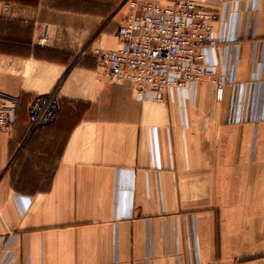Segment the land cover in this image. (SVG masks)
<instances>
[{"label":"crops","instance_id":"1","mask_svg":"<svg viewBox=\"0 0 264 264\" xmlns=\"http://www.w3.org/2000/svg\"><path fill=\"white\" fill-rule=\"evenodd\" d=\"M171 1L0 0V108L20 99L0 264H264V0H200L220 14V100L205 78L138 101L93 54L117 47L132 2ZM39 94L60 103L46 126Z\"/></svg>","mask_w":264,"mask_h":264},{"label":"built area","instance_id":"2","mask_svg":"<svg viewBox=\"0 0 264 264\" xmlns=\"http://www.w3.org/2000/svg\"><path fill=\"white\" fill-rule=\"evenodd\" d=\"M131 7L133 13L117 28V47L93 50L106 75L132 89L138 101L156 104L164 102L166 92L190 89L208 78L220 100L225 80L209 54L220 42L216 29L219 12L200 0L132 2ZM2 99L8 104L0 108V140L12 134L20 102L17 96L2 95ZM59 113V99L54 94L36 95L29 106L33 126L52 124Z\"/></svg>","mask_w":264,"mask_h":264}]
</instances>
